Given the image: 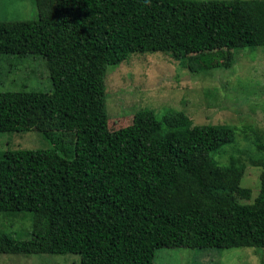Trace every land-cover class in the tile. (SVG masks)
<instances>
[{
    "label": "trees",
    "instance_id": "16d2710c",
    "mask_svg": "<svg viewBox=\"0 0 264 264\" xmlns=\"http://www.w3.org/2000/svg\"><path fill=\"white\" fill-rule=\"evenodd\" d=\"M35 1L37 20L0 22V56L43 58L54 88L0 92V133L37 131L51 147L0 158L1 216L33 215L29 240L0 231V255L155 264L162 248L264 249V138L254 198L242 158L214 156L236 126L144 109L113 130L104 108L109 68L131 55L168 53L209 74L264 48V0H81L88 21L67 0Z\"/></svg>",
    "mask_w": 264,
    "mask_h": 264
},
{
    "label": "rangeland",
    "instance_id": "374dc122",
    "mask_svg": "<svg viewBox=\"0 0 264 264\" xmlns=\"http://www.w3.org/2000/svg\"><path fill=\"white\" fill-rule=\"evenodd\" d=\"M84 21L89 13L81 0H67ZM39 18L35 0H0V22L31 21ZM50 73L43 58L0 56V92L53 91ZM105 111L111 129L130 124L136 113L150 109L161 116L173 109L186 113L195 124L233 125L239 129L236 142L224 146L215 156L220 165L240 156L245 173L241 186L253 197L260 191L261 167L255 139L264 138V48L239 51L229 70L209 74L193 73L188 63L168 53H139L118 67H110L106 78ZM252 128L248 134L244 131ZM51 145L37 131L0 133V158L8 150L41 149ZM253 200V198H252ZM252 200L239 199L243 204ZM0 214V231L19 241L32 238L33 215L14 217ZM264 249L162 248L155 264H262ZM0 264H81L78 255H0Z\"/></svg>",
    "mask_w": 264,
    "mask_h": 264
}]
</instances>
